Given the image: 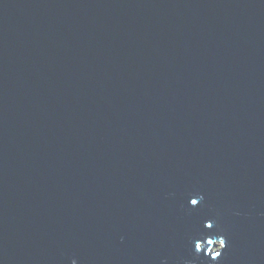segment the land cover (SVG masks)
<instances>
[{
	"label": "water",
	"instance_id": "1",
	"mask_svg": "<svg viewBox=\"0 0 264 264\" xmlns=\"http://www.w3.org/2000/svg\"><path fill=\"white\" fill-rule=\"evenodd\" d=\"M0 264H264V0H0Z\"/></svg>",
	"mask_w": 264,
	"mask_h": 264
}]
</instances>
